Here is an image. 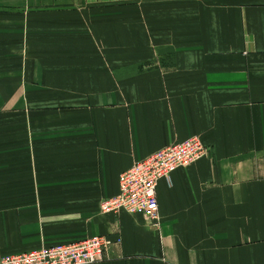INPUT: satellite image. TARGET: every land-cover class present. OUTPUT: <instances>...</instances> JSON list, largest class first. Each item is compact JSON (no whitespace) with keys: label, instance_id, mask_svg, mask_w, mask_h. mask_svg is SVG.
<instances>
[{"label":"crops","instance_id":"0c3cea01","mask_svg":"<svg viewBox=\"0 0 264 264\" xmlns=\"http://www.w3.org/2000/svg\"><path fill=\"white\" fill-rule=\"evenodd\" d=\"M194 134L157 224L100 211ZM94 234L93 264H264V0H0V253Z\"/></svg>","mask_w":264,"mask_h":264},{"label":"built area","instance_id":"2783aa9c","mask_svg":"<svg viewBox=\"0 0 264 264\" xmlns=\"http://www.w3.org/2000/svg\"><path fill=\"white\" fill-rule=\"evenodd\" d=\"M207 151L208 147L198 134L157 149L119 174L118 192L100 202V211L141 214L157 224L159 180H169L171 172L191 165L207 155ZM110 245L112 241L108 237L94 234L76 241L42 245L21 253H0V264H93L103 259Z\"/></svg>","mask_w":264,"mask_h":264},{"label":"rangeland","instance_id":"374dc122","mask_svg":"<svg viewBox=\"0 0 264 264\" xmlns=\"http://www.w3.org/2000/svg\"><path fill=\"white\" fill-rule=\"evenodd\" d=\"M41 29H43L42 31H54L55 30V26L51 22V24H47V25H45V28H41ZM48 40L51 41L52 38L51 37H48Z\"/></svg>","mask_w":264,"mask_h":264},{"label":"bare ground","instance_id":"6f19581e","mask_svg":"<svg viewBox=\"0 0 264 264\" xmlns=\"http://www.w3.org/2000/svg\"><path fill=\"white\" fill-rule=\"evenodd\" d=\"M103 258H104V257H103ZM102 260H103V259H102ZM102 260H101V261H102ZM99 262H100V261H99ZM96 263H97V262H96Z\"/></svg>","mask_w":264,"mask_h":264}]
</instances>
